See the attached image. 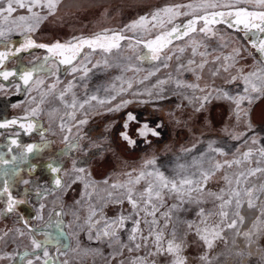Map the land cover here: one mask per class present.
Wrapping results in <instances>:
<instances>
[{"label": "snow or ice", "instance_id": "1", "mask_svg": "<svg viewBox=\"0 0 264 264\" xmlns=\"http://www.w3.org/2000/svg\"><path fill=\"white\" fill-rule=\"evenodd\" d=\"M62 2L63 0H0V44L3 43L6 33H11L14 29L22 30L21 34H25L23 43L15 51H0V68L3 67V62L8 59L9 55H17L19 52L38 48L43 49L47 55L43 57L40 64H34L31 69L21 70L20 78L25 85L29 83L35 72L44 70L46 66L52 63L69 66L71 75L75 76L79 72L81 73L79 79L85 80L93 68L102 67L105 70L112 67L120 68L119 64H110L107 57L111 56L114 51L119 52L122 42L125 40L129 41L127 46L132 47L131 42L135 39L137 45L143 44V47L148 49L150 55L146 58L152 61H161L164 68L170 66L167 62L172 61L173 57L178 61L174 66V72L178 74L175 78L173 73L169 72L166 78L158 79L152 85L154 88H159V92L156 94L157 97L161 99L170 98L162 94L166 91L164 86L171 81L176 89H188L193 93H205L203 96H184V99L188 100L189 103L199 101V107L195 109L196 111L203 109L205 103L210 102L213 98L226 100L234 105L232 115L235 117L236 122L242 119L246 121L247 131L232 135V139L242 141L244 145H247L249 140L253 145L260 143L255 135L249 137L248 132L254 131L251 124L252 106L258 100H264V0H189L188 3L168 5L149 13L147 16H140L119 31L105 29L89 37H74L67 42L38 43L33 38L34 34L48 17L56 15ZM240 5H247V7H240ZM181 17L191 18L187 19L186 22L181 20L180 24H176L175 21ZM217 24L225 25L228 29H234L237 32L244 31L248 45L255 50L254 53H247L253 61L252 71L245 72V66L241 65V61L246 59V56L242 54V49L233 48L228 53L222 51L228 47V40L220 29L213 27ZM168 25H171V27H168ZM137 30H142L146 35L136 36ZM153 30H156L155 34ZM129 31L133 33V36L125 35ZM212 39H216L220 43L216 48L209 50L206 41ZM178 40H183L185 46L174 45V42ZM4 46L7 47V45ZM173 46L175 50H173ZM86 49L87 51H85ZM187 49H190V56L186 60H182L181 57ZM200 49H203V51ZM243 51L247 52L246 49ZM168 52L172 54L169 55ZM97 53L104 54L105 58L102 62L93 60L94 55ZM196 57L200 59L197 60ZM89 65L92 67L90 68ZM206 69L210 77L213 78V86L205 85L201 87L199 83H190L179 78L184 73H190L196 81H200ZM120 70L137 71L138 69L128 67L127 69L120 68ZM159 70V67H156L155 71H149L138 83L143 84L152 76H155ZM233 70L235 74H233ZM56 71H58V68ZM221 73L228 74L227 78L222 77ZM52 74L55 75V72ZM0 75L4 79H8L9 76L16 75V73L3 71ZM216 77L225 79V83L230 85L239 81L243 87H238L235 91L217 88L214 86V78ZM121 79V76L115 77V80ZM37 83L42 84L43 81L38 80ZM58 83H60L59 76L56 77L55 83L48 86V92H45L43 96L54 92ZM76 86L72 80L68 81L67 86L60 91L57 97L66 109H72V111L66 113L69 120H76V110L78 108L84 109L85 105H90L93 101L101 106L111 104L116 99V95L125 91L123 86L117 89L116 85L112 84L111 88H104L105 92L116 91V95H112L110 99L91 94L86 95L81 101L73 93V88ZM132 86V82L128 81L127 87L130 89ZM83 87L87 92V85H83ZM69 93H72L70 101L65 99ZM213 93H216L215 97H213ZM147 94L151 96L152 92L148 91ZM179 94L178 92L175 93V95ZM41 102H43V99ZM128 103L129 101H123L114 108H108L107 111H119L121 107L126 106ZM32 114H36L35 109ZM135 119V116L129 114L128 121ZM61 120L63 121L64 117H61ZM11 123L15 124L17 121L13 120ZM78 123L85 124L87 120L82 119ZM5 126L0 124V127ZM59 126L61 131L65 130V123L61 122ZM21 127H24V125H21ZM28 127L32 128L33 125L29 124ZM123 127L127 129L129 124L125 123ZM67 131L71 133V127H68ZM133 132L145 139L149 134L152 136L159 135L154 128H149L147 123L139 129H134ZM121 137L129 146L136 145V140L132 138L128 131L122 132ZM64 140L68 142V136H65ZM12 143L15 144L16 141H12ZM67 146L69 149L75 147L70 142L67 143ZM34 147L28 146L27 152H32ZM235 151L239 152L240 148L237 147ZM182 152L194 154L191 156L189 163L177 164L172 175H166L157 166L156 159L152 158L146 160L139 171L133 169L124 173L128 177L126 181L109 185V180L105 179L103 184L109 185L112 191H107V196L100 198L106 201L104 206L106 207L107 203L119 205L127 203L130 206V210H127L126 213H120L115 218L100 215L97 219V205L90 202L93 193L85 192L84 199L90 203L87 215L83 218L82 223L78 224V227L86 233L89 241L102 243L111 251L104 255L100 248H86L84 255L89 253L101 255L105 264H155V261H149V257L166 253L171 257L169 264H187V258L183 255V241L178 242L175 239V231L171 233L173 238L167 240L165 247L164 232L161 230L159 220L161 217L165 221L170 220L172 211L184 204H201L205 202V196L212 197L214 201L219 202L216 205L219 211L205 213V210L200 208L196 214L201 217L200 224H203L204 227L201 228L195 222H188V228H195L196 234L204 241L209 251L213 248L214 241L217 239L224 241L225 244L228 243L223 234L229 230H235L234 236L239 237L242 235L249 243L253 242V236L259 237V233L264 231V228L261 227V225H264V207H258L260 194H264V184L260 185L259 188L255 185L247 188L242 186L247 184L250 177L264 173V166H262L264 165V146L255 150L248 147L239 157L232 160L225 159L223 162L217 160L216 156H226L228 153L222 148L214 147L213 142H209L206 149L197 150V146L193 144L190 148H183ZM209 153H215L216 156L209 155ZM257 153L259 158L253 159ZM3 163H7V161H3ZM252 164L255 167H246L244 170L234 172L231 175L225 172L222 179L225 181L226 187L221 188L219 192H214L208 187L209 181L221 170L232 169L234 166L241 169L242 166ZM74 170L79 173L85 172L84 168L74 167ZM52 171L60 172L61 169L54 167ZM83 179L82 176H77L72 180V183L74 184ZM55 184L57 188L62 187L60 179H57ZM93 185L94 182L91 180L84 182L86 190ZM141 185L143 186L140 187ZM7 191L8 189L5 187L4 192ZM0 195H3V193H0ZM242 195L247 197V208L250 210L255 209L258 215L252 221L249 231L241 234L240 228L245 224V217L240 212V209L244 207ZM166 198L175 199L178 203L170 205L168 211L160 213ZM18 203H23V201H16L9 194L7 211H14ZM77 204H80V201H77ZM40 207L42 212L44 205ZM99 211L102 213L103 207ZM157 213H160L159 217ZM62 214L57 213L58 216ZM73 215L76 216L77 220L81 219L77 213H73ZM213 215L218 216L219 220L215 224L209 225L207 217ZM230 216L231 219H229ZM37 219L43 220L44 217L39 214ZM25 227L28 228L27 221H25ZM163 227L166 228L167 223ZM28 231L34 232L36 229L28 228ZM17 232L21 237L25 235L20 229H17ZM7 236L8 232H4L0 235V241H4ZM30 243L31 253L26 251L22 257V259H25V264H35V262L40 261L41 256L38 254L34 256V259L30 257L32 253L41 251H43V264H49L52 257L45 246V242L32 238ZM237 255H242V253H237ZM13 258V256L7 254L0 255V261ZM199 259L204 264H212L207 252L201 255ZM216 259H219V257H216ZM249 259H251L250 254ZM62 264H68V261L65 260ZM257 264H264V255L260 257Z\"/></svg>", "mask_w": 264, "mask_h": 264}, {"label": "rangeland", "instance_id": "2", "mask_svg": "<svg viewBox=\"0 0 264 264\" xmlns=\"http://www.w3.org/2000/svg\"><path fill=\"white\" fill-rule=\"evenodd\" d=\"M188 2L189 0H63L61 5L57 9L56 15L48 17V19L40 26L39 30L34 34L33 38L38 43H53L56 41L67 42L72 40L74 37H89L95 33L102 32L105 29L119 31L125 28L126 25L131 24L133 21L137 20L140 16H147L149 15V13L159 8H163L168 5ZM240 7H247V5H240ZM189 18L191 17H181L180 19H177L175 23L180 24L181 20L186 22ZM168 27H171V25H168ZM220 30L228 40V47L223 49L222 51L228 53L231 52L233 48H240L238 46H234L235 43L239 44L238 40H236L234 37H229V34L223 29L220 28ZM155 31L156 30H153L154 34ZM21 33L22 30L16 29H14L11 33H6L4 41L2 44H0V47H5L4 45H9L12 42L14 43V41V44L18 45L19 47L23 43L22 39L20 38L25 35ZM125 35L131 37L133 36V33L129 31L126 32ZM141 35L146 34L143 33L142 30H137L136 36ZM197 38L199 39L200 37ZM16 39H19L17 40L18 42L16 41ZM211 41L212 42H210V40H207L206 42L209 46H214V48H216L218 46V43H220L218 40H215L216 43L215 41H213V39ZM131 43L132 47H128L127 45L129 44V41H123L119 52L114 51L113 54L107 58L109 59L110 64H119L120 68L125 69H127L128 67H132L138 69L137 71H121L120 68L117 67H112L111 69L105 70L102 67H97L92 69V72L89 73L88 78L85 80L79 79L81 73L78 72L75 74V76H73L68 71V77L65 79H60V83L57 84L54 92L48 94L47 96H43V94L45 92H48V86L50 84L56 82V75L45 76L44 79H42V76H39V80H42L43 83L38 84V80H36L26 91L27 95L25 96V98L21 100L14 99V97L18 95L17 92L19 93V82H0V106L7 107L8 110H10L11 108V111H13L15 114H18L19 117L23 119L32 116V112L35 109V115L41 117V121L44 124L45 131L48 132L47 134L48 137H50L51 141H55L57 144L62 143L63 145L70 142L61 141V139L64 140V137L68 132L67 128L71 127L70 137L71 139H73L72 143L75 147H73L71 151H69L71 155H67L68 160H70V165L63 173L64 178L62 187L63 185H65V183L67 186L72 180L71 177H69L72 171L73 174H76V176H82L84 179L77 181L74 184L71 182L72 184L70 188L72 190L68 191V194H65L62 199L63 207L59 210L63 211V213L65 212L64 215H66L68 221V225L65 229L68 231L71 242L68 249L60 251L58 257L54 258L55 264H62V262L65 260L68 261V264H105L104 258L101 255H94L91 253H89L88 255H84V250L86 248H100L101 251H103L104 255H107L108 252L111 251V249H107L102 243L89 241L87 239L86 233L81 231V229L78 227V224L82 223L83 218L87 215L89 203H96L98 211V215L96 217L97 219H99L100 215H106L107 217L115 218L120 213H126L127 210H130V206L127 203L123 205L107 203V206L105 207L104 205L106 201L100 198L106 197L107 191H112V189L109 188V185L111 183L123 182L128 179V177L125 176L124 173L132 171L133 169L139 171L146 160L155 158L157 166H159L166 175H172L173 169L176 167L174 165L171 166L172 161H177V164H187L190 162L191 156L194 154L183 153V148H190L193 144H195L197 146V150H199L206 149L209 142L220 144L217 141H209V136H205L208 141H199L200 135H203V133L200 132L201 134L199 135L197 130H191L193 125H197L201 128H204L203 130L205 132H208V128H206L207 124L201 122L212 121L208 112L212 105L218 106L220 104L225 107L226 110V113L223 114L221 121L216 123V125L212 127L217 136L219 135V132L225 133L229 130H232L233 132L234 129H230L229 127L240 124V121L236 122L235 118H231L228 114L230 112V102L223 99L213 98L210 102L205 103L203 109H201L200 111H196L195 109L199 107V101H193L192 103H189L188 100L184 99V96H203L205 95V93H193L188 89H176L174 88L171 81L168 85L164 86L166 91L162 94L163 96H168L170 98L161 99L157 97V95L155 94L159 92V88H154L152 87V85H154L158 79L166 78L169 72H172L173 77L175 78L178 74L174 72V66L176 63H178V61L175 59V57H173L172 61L167 62L170 66L168 68H164L161 61H152L146 58L150 55V53L147 48L143 47V44L137 45L135 43V39H133ZM174 45L185 46V42L183 40H178L174 42ZM173 50H175L174 46ZM200 50L203 51V49ZM85 51H87V49ZM168 54L171 55L172 53L168 52ZM177 54L179 55V53ZM242 54H244L247 59V54L243 51V49ZM189 56L190 49H187L181 59L186 60L187 58H189ZM104 58V54L97 53L94 55L93 60L102 62ZM196 59L199 60L200 58L196 57ZM13 63L15 64V61H13ZM250 63L251 61L243 62L241 64L245 66V72L253 70V65ZM89 67L91 68L92 66L89 65ZM156 67H159L160 70L156 73L155 76H152L143 84L138 83V81L143 79V77L147 75L149 71H155ZM47 68L48 69L46 70V72L50 71V74H52L53 72H56L57 65L55 63H52L49 64ZM68 68L69 66L66 67V70ZM233 74H235L234 70ZM116 76H121L122 79L115 80ZM221 76L226 79L228 74L221 73ZM179 78L190 83H199L201 87L205 85L213 86V78L210 77L207 69L205 70L203 78L200 81H196L195 77H193L190 73H184L180 75ZM214 79V86L217 88H224L235 91V89H232L233 86H237V88L243 87V85L240 84L239 81H237L236 84L230 85L226 84L225 79H222L221 77H216ZM70 80H72L77 85L75 88H73V93H75L77 99L81 101L86 97V95L91 94H97L101 98L110 99L112 95H116V91L111 90L105 92L104 88H111V85L115 84L117 89L123 86L125 91H123L119 95H116V99L113 100L111 104L117 105L118 101H121L119 104H121L123 101L147 102L155 100L158 101L157 103L159 104L170 102L169 104L171 106L165 108L167 110V113H165L164 116L170 123L175 124L174 130L179 127L182 128L184 132H186L187 130L189 131L190 136L188 141L183 140V135L180 137V141H164L163 146H161L160 149L156 151L148 150L144 152L143 156L139 159L131 161H124L121 155H117L114 152L115 156L111 161V157L105 156L108 151V144L105 145L103 141L101 142V139H99L98 141H90L86 133L80 134V132L84 131L83 129H85L86 123H78L79 120L82 119L89 122L95 117L88 116L90 112H96L100 110L102 111L103 108L107 106L98 105L95 101H93L92 104L85 105L84 109L78 108L76 110V120H69L66 113L72 111V109H66L64 105L57 99V97L60 91L67 86V83ZM128 81H131L133 85L130 89L127 87ZM83 85H87V92L85 91ZM13 90L16 92H14L15 94L12 93ZM148 91L152 92L151 96L147 94ZM177 92L180 94L175 95V93ZM32 96H34V99L32 101L27 100V97L29 99ZM215 96L216 93H213V97ZM41 97L43 99V102H41V100L39 101ZM71 98L72 93H69L65 99L70 101ZM232 107H234V105H232ZM122 108L123 107H121L120 109ZM61 117H64L63 121L61 120ZM61 122L65 123L66 125L64 131H61L60 129L59 125L61 124ZM241 123L243 126L246 125L245 120H243ZM243 129H245V127H243ZM78 132L80 135H77ZM78 138H82V141H78ZM261 146V143L253 145L251 144V140H249L247 145H244L242 143V145L238 146L240 148L239 152L233 150L226 157L216 156L215 153H209V155L216 156L217 160L223 162V160L225 159L232 160L239 157L243 151L247 150L248 147H251L253 148V150H255L256 148ZM96 147L98 148L94 149ZM91 149H94L92 150L93 155H91V157H88ZM92 157L95 158V162L92 164L94 168L98 170H101L100 168L107 169L108 172L102 173L96 171V177H91L89 175V168L92 166V162L89 160ZM78 158H81L80 167L85 169L84 173H76L74 172L75 170H73L75 160H78ZM258 158L259 155L257 153L253 159ZM166 164H168L166 167L168 171L164 169V166H166ZM246 167H255V165L252 164L242 166L241 169H237L235 166L232 169H223L221 170V172H218L212 180L209 181L208 187L214 192H219L221 188L226 187L225 181L222 179L225 172L231 175L234 172L244 170V168ZM105 173H109L108 176H104ZM133 174L135 175V173ZM105 179L109 180V185L103 184V181ZM87 180H91L94 182V185L91 186V188H98V192L93 195L94 198H92L90 202H86V200L84 199L85 192H88V189L86 190L84 188V182ZM262 184H264V173H259L255 177H250L247 181V184L243 185L242 187L247 188L255 185L257 186V188H259V186ZM142 186L143 185H141L140 187ZM62 187L58 190L62 189ZM57 191H55L54 195H49L48 197L54 198V196L58 195L59 191ZM246 200L247 197H244L242 195V202L244 203V207L240 209V212L241 215L245 217V224L240 228L241 234L245 231H249L252 226V221L255 220L256 216L258 215V212L255 209L250 210L247 208ZM77 201H80V204H77ZM204 201L205 202L201 204L191 203L184 204L178 207L177 209L172 211L171 219L168 221H165V219L162 217L160 218L159 224L161 226V230L164 232L165 247L167 240L173 238L171 233L175 231V239L178 242L181 240L183 241V255L187 258V264H204V262L201 261L199 257L205 252L208 253L209 259L212 260V264H257L260 257L264 255V231H261L259 233L258 238L257 236H253V242L249 243L243 238L242 235L239 237L234 236L235 230H229L223 234L228 243L225 244L224 241L217 239L214 241L213 248L209 251L204 244V241L201 240L200 237L196 234L195 228H188V222H195L196 224H199L201 228L204 227L203 224H200L201 217L197 216L196 214L200 208H203L205 210V213L219 211V209L216 207V205L219 203L218 201H214L212 197L207 196L204 197ZM174 203H178V201H176L175 199L166 198L164 207L160 209V213L168 211L169 206ZM56 204H59V201L56 200ZM46 207L47 206L44 205L42 212L41 208L39 212V214H42L44 217V219L42 220L43 222L47 217L44 214ZM101 207H103L102 213H100L99 211ZM258 207H264V194H260ZM55 210L58 209H50V215H52L53 211ZM73 213H77L81 217V219L77 220L76 216H74ZM160 213H157L158 217L160 216ZM50 215H48V217ZM231 218L232 217L230 216L229 219ZM218 220L219 217L215 215L207 217L209 225L215 224ZM40 223L41 222L37 223L36 226H31L40 230L44 229L46 224L41 225ZM165 223H167L166 228L163 227ZM261 227L264 228V225H261ZM17 229L23 231L25 235L22 237L19 236ZM0 231L1 235L4 232H8V236L5 237V240L0 241V255L7 254L14 257L13 259L0 261V264H15V261L17 260L16 257H18L20 253H23L24 251H31L30 240L32 238L29 237L30 235L31 237H33L34 233L29 232L25 226L0 225ZM146 231L147 230L145 229V232ZM233 240L235 241L234 243ZM41 252L33 253L32 258L34 259V255L40 254ZM237 253H242V255H237ZM249 254L251 255V259H249ZM216 257H219V259H216ZM43 259L44 258L41 257L42 261ZM41 260L38 261L39 263L37 264H41ZM170 260L171 257L166 253L163 255L149 257V261H155V264H169Z\"/></svg>", "mask_w": 264, "mask_h": 264}, {"label": "crops", "instance_id": "3", "mask_svg": "<svg viewBox=\"0 0 264 264\" xmlns=\"http://www.w3.org/2000/svg\"><path fill=\"white\" fill-rule=\"evenodd\" d=\"M217 26L220 27V24H217ZM234 46H238L243 50L245 49L242 44L235 43ZM39 51L35 50L33 53L35 60L40 57ZM245 53L247 54V52ZM249 61L253 65V61L249 59L241 61V64ZM24 97L22 95L14 97V99L21 100ZM212 107L209 111H211ZM229 107L230 112L228 114L231 118H235L232 115V105ZM11 110V108L8 110L7 107L0 106V123L4 124V121L6 122V120L15 117L20 118L18 114H15ZM260 119L257 115L252 120L251 115V124L254 131L248 132V136L255 135L262 146H264V120ZM243 120L240 121V124L229 127L230 129H234L233 132L232 130L225 133L219 132L218 136L225 143L214 144L217 145L214 147L222 148L226 153L230 154L235 148L242 145L243 142L232 139V135L247 131L246 125L243 126L241 123ZM29 124L31 123L23 124L24 127H21L22 124L18 126L10 124L9 126L0 127V193H3V195H0V225L25 226V221H27L28 228L36 229L32 226L37 220L40 206L48 194L57 191L58 188L55 181L60 179L63 182V173L70 165L67 155L70 154L69 151L72 148L68 150L67 143L63 145L62 143L57 144L55 141H51L50 137L44 132H40L41 127L39 129L35 128V126L29 128ZM205 124H207L206 128H208L209 141H216V132L212 128L215 126L214 122L205 121ZM240 125L245 127V129ZM12 141H16V143L13 144ZM28 146H35L30 153L27 152ZM3 161H7V163H3ZM54 167L60 168L61 171L53 172L52 168ZM5 187L8 189L7 192H4ZM9 194L16 201H23V203H18L12 212L7 211ZM57 209L53 211L51 219L44 229L40 230L37 228L33 232L36 234H33V238L45 242V246L52 257L49 264H55L54 258L56 252L68 249L71 242L68 231L65 229L68 225L66 215H64L65 212L63 213V211L59 210L60 208ZM58 212L63 214L58 216ZM23 254L16 257L15 264H25V259H22ZM40 254L38 255L43 257V252Z\"/></svg>", "mask_w": 264, "mask_h": 264}, {"label": "flooded vegetation", "instance_id": "4", "mask_svg": "<svg viewBox=\"0 0 264 264\" xmlns=\"http://www.w3.org/2000/svg\"><path fill=\"white\" fill-rule=\"evenodd\" d=\"M213 27L217 28V29L218 28L223 29L225 32L230 34V37H234L236 40H238L239 44H242V46L247 50V53H254L255 52V50L252 49L250 47V45H248L247 39L245 38L244 31L237 32L234 29H228L225 25H222V26L220 25V27L217 25H214ZM20 39H22V42H23L24 36L21 37ZM17 40H19V39H16V41ZM215 40L216 39H213V41H215ZM210 42H212V41L210 40ZM14 43H15V41H14ZM14 43L13 42L10 43L9 45H7V47H0V51H9V52L15 51L16 48L18 47V45L14 44ZM215 43H216V41H215ZM212 48H214V46L213 47L209 46V50ZM35 50H40L39 51L40 57L37 60H35L34 57L32 56ZM45 55H47V53L43 49H38V48L34 49V50L30 49L28 51H22V52H19L17 55H9L8 59L3 62V67L0 68V73H2L3 71H9V72H15L16 75L9 76L8 79H4L3 76L0 75V82H2V83H4V82L6 83L8 81L9 82L10 81L19 82L20 83L19 93L17 92L18 95H16L15 97H18V96L20 97L22 95L26 96L27 95L26 91L28 90V88H30V86L36 80L40 79V78H38L39 76H42V79H44L45 76L53 75V74H50V71L46 72V70L48 69L47 68L48 66H47L44 70L35 72L32 79L29 81V83L27 85H25L24 81L20 78L22 69H31L34 64H37V65L40 64ZM30 57H32V58H30ZM247 59L252 60L250 55H247ZM13 61H15V64L13 63ZM56 65L58 68V71L55 72L56 77L59 76L60 79L67 78L69 68L66 70L67 66L58 65V64H56ZM44 74H46V75H44ZM232 89L237 90V86H233ZM14 92L15 91L13 90L12 93H14ZM27 100H28V97H27ZM40 100H42V97L39 99V101ZM120 102L121 101H118V104ZM157 102L158 101H155V100H151V101H147V102L129 101V103L126 106H124L122 109H120L119 111H112V112L107 111L108 108L116 107L115 104H111L110 106H108L106 109H103L102 111L101 110L96 111V112L92 111L88 114V116H95V117L93 119H91L89 122L87 121V123L85 124V129H83L84 131L80 132V134L86 133L88 136V139L90 141H98L99 139H101V142L103 141L105 145L108 144V148H107L108 151H107L105 156L111 157V161H112L113 157L115 156L114 152L117 155H121L123 157L124 161L125 160L131 161V160L139 159L140 157L143 156V153L148 151V150L149 151H156V150L160 149V147L163 146L164 141L165 142L166 141H169V142L170 141H180V137L182 135H183V140L188 141L189 136H190L189 131L187 130L186 132H184V130H182V128H179V127H177L174 130L175 124L170 123L166 119V117L164 116V114L167 113V110L165 108L171 106L169 104L170 102H166L164 104H159ZM225 113H226L225 107H223L222 105L219 104L218 106L215 105L211 109V111H209V116H210V119L216 125V123L221 121L223 114H225ZM129 114L135 116L136 119L133 121H128ZM251 115H252V120L255 119L257 115L259 118H261L260 120H264V100H259L256 102L255 105L252 106ZM13 120L17 121V123L13 124L15 126H18L20 124L23 125V124L31 123L33 126H35V128L39 129L41 127L40 132H44L48 136V134H47L48 132L45 131L44 124L41 121L40 116L32 115V116L25 118V119L15 117L13 119L6 120V122L4 121V125L9 126L10 124H12L11 121H13ZM125 123L129 124V127L127 129H125L123 127ZM145 123H147L149 125V128H154L159 133V135L158 136H152L151 134H149V136L145 139L143 137L136 135L133 132L134 129H139ZM201 123H205V121H202ZM0 124H2V123H0ZM191 130L192 131L197 130L199 135L201 133H203V135H200L199 141H208L207 138L205 137V136H208V133L205 132L203 130V128H201L200 126L193 125ZM124 131H128L129 134L132 136V138L134 140H136L135 146H129L127 144V142L122 139L121 133ZM80 134H79V132L77 133V135H80ZM215 135H216V141L218 143H220V144L225 143V141L221 140V138L219 136H217V134H215ZM66 136H68V141H70V143H72L73 141H71V137H70L71 133L67 132ZM75 140H77V139H75ZM79 140L82 141V138H78V141ZM61 141H65V140L61 139ZM97 148L98 147H96L94 149H97ZM94 149L90 150V154L88 155V157L89 156L91 157V155H93L92 150H94ZM68 150H70V149L68 148ZM80 156H81V154H80ZM80 159L81 158H78V160L77 159L75 160L73 168L74 167L75 168H81L80 167V162H81ZM94 159L95 158L92 157L89 160L92 162L91 165L95 162ZM171 164H172L171 166H173V165L176 166L177 161H175V162L172 161ZM167 165L168 164H166V166H164V169H166ZM89 169H90L89 172H90L91 177H96L95 175L97 172H102V173L108 172L107 169L100 168L101 170H98V169L94 168L93 165ZM166 170L168 171V169H166ZM74 172H76V171H74ZM71 173H73V171ZM108 174L109 173H107V174L105 173L104 176H108ZM58 191H60V190H58ZM54 194H55V192L48 194L44 198L43 204L45 205V199L49 195H54ZM49 217H51V215ZM49 217L47 216L45 218L44 222L42 220L37 219L35 221L34 226H36V224L39 222H41L40 223L41 225L42 224H48V222L50 221ZM30 237H31V235H30ZM31 238H33V237H31ZM31 251H27V252L31 253ZM24 252H26V251H24ZM20 254H22V253H20ZM58 255H59V252H56L55 258L58 257ZM31 256H33V253ZM37 263H39V262L38 261L35 262V264H37ZM41 264H43V261Z\"/></svg>", "mask_w": 264, "mask_h": 264}, {"label": "built area", "instance_id": "5", "mask_svg": "<svg viewBox=\"0 0 264 264\" xmlns=\"http://www.w3.org/2000/svg\"><path fill=\"white\" fill-rule=\"evenodd\" d=\"M37 95V94H36ZM35 96V95H34ZM34 96H32V97H30L28 100H30V101H32L33 99H34ZM111 104H105V105H103V106H110ZM92 106V105H91ZM107 107H105V108H103V109H106ZM69 177H71V179L73 180V179H75V177H77L76 176V174H70L69 175ZM72 180L69 182V184L66 186V183H65V185H63V188L62 189H60V191L58 192V195H56V196H54V198H50V197H48V198H46L45 199V205L47 206L46 207V210H45V212H44V214L46 215V216H48V215H50V213H49V210L50 209H52L53 210V208H62L63 207V201H62V199H63V197L65 196V194H68V191H71L72 189L70 188L71 187V182H72ZM90 188V187H89ZM89 188H88V190H89ZM56 200L57 201H59V204H56ZM51 212V211H50ZM1 232V231H0ZM0 235H1V233H0ZM29 238H31V237H29Z\"/></svg>", "mask_w": 264, "mask_h": 264}, {"label": "bare ground", "instance_id": "6", "mask_svg": "<svg viewBox=\"0 0 264 264\" xmlns=\"http://www.w3.org/2000/svg\"><path fill=\"white\" fill-rule=\"evenodd\" d=\"M88 192H92L93 193V195H95L97 192H98V188H89V190H88ZM92 198H94V196L92 197Z\"/></svg>", "mask_w": 264, "mask_h": 264}]
</instances>
